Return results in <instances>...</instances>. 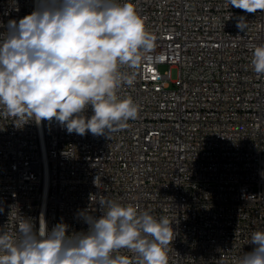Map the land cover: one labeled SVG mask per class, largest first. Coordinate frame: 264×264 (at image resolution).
<instances>
[{
    "label": "built area",
    "instance_id": "2783aa9c",
    "mask_svg": "<svg viewBox=\"0 0 264 264\" xmlns=\"http://www.w3.org/2000/svg\"><path fill=\"white\" fill-rule=\"evenodd\" d=\"M131 2L156 38L153 59L119 92L138 117L106 137L0 116V227L13 230L19 215L38 229L43 215L49 229L87 231L78 214L99 217L108 199L173 223L169 264H235L264 230V76L251 67L264 12L225 0ZM36 3L0 0V33Z\"/></svg>",
    "mask_w": 264,
    "mask_h": 264
},
{
    "label": "clouds",
    "instance_id": "9594fccd",
    "mask_svg": "<svg viewBox=\"0 0 264 264\" xmlns=\"http://www.w3.org/2000/svg\"><path fill=\"white\" fill-rule=\"evenodd\" d=\"M225 3L264 12V0ZM242 21L237 28L245 31ZM155 39L131 0H37L31 14L9 20L0 33V116L16 127L54 120L68 134L108 137L138 117L139 106L119 92L153 59ZM251 67L264 76V44L252 45ZM98 203L99 217L78 214L87 231L69 233L63 221L49 229L43 215L37 229L18 215L13 230L0 227V264H169L176 233L168 218L114 200ZM249 243L254 247L235 264H264V230Z\"/></svg>",
    "mask_w": 264,
    "mask_h": 264
},
{
    "label": "rangeland",
    "instance_id": "374dc122",
    "mask_svg": "<svg viewBox=\"0 0 264 264\" xmlns=\"http://www.w3.org/2000/svg\"><path fill=\"white\" fill-rule=\"evenodd\" d=\"M168 66L167 65H162L161 68L162 69H166Z\"/></svg>",
    "mask_w": 264,
    "mask_h": 264
}]
</instances>
